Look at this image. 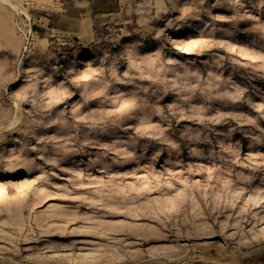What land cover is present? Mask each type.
I'll use <instances>...</instances> for the list:
<instances>
[{
    "label": "rangeland",
    "instance_id": "374dc122",
    "mask_svg": "<svg viewBox=\"0 0 264 264\" xmlns=\"http://www.w3.org/2000/svg\"><path fill=\"white\" fill-rule=\"evenodd\" d=\"M11 1L0 264H264V0Z\"/></svg>",
    "mask_w": 264,
    "mask_h": 264
},
{
    "label": "bare ground",
    "instance_id": "6f19581e",
    "mask_svg": "<svg viewBox=\"0 0 264 264\" xmlns=\"http://www.w3.org/2000/svg\"><path fill=\"white\" fill-rule=\"evenodd\" d=\"M2 1H3V3L6 2L16 13L26 14L27 17H30V14L25 9H22L20 7V5H18L17 3H15V2H13L11 0H2Z\"/></svg>",
    "mask_w": 264,
    "mask_h": 264
}]
</instances>
